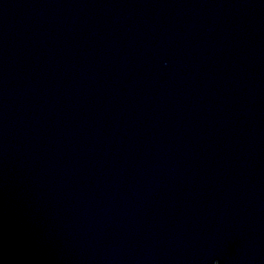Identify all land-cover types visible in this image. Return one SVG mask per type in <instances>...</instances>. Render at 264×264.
I'll return each mask as SVG.
<instances>
[{"label":"water","instance_id":"1","mask_svg":"<svg viewBox=\"0 0 264 264\" xmlns=\"http://www.w3.org/2000/svg\"><path fill=\"white\" fill-rule=\"evenodd\" d=\"M264 264V0H0V264Z\"/></svg>","mask_w":264,"mask_h":264},{"label":"snow or ice","instance_id":"2","mask_svg":"<svg viewBox=\"0 0 264 264\" xmlns=\"http://www.w3.org/2000/svg\"><path fill=\"white\" fill-rule=\"evenodd\" d=\"M214 264H219V262H218V261H216V262H214Z\"/></svg>","mask_w":264,"mask_h":264}]
</instances>
